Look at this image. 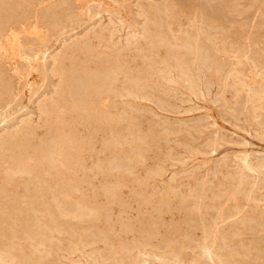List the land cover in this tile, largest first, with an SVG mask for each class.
I'll use <instances>...</instances> for the list:
<instances>
[{
    "label": "rangeland",
    "instance_id": "374dc122",
    "mask_svg": "<svg viewBox=\"0 0 264 264\" xmlns=\"http://www.w3.org/2000/svg\"><path fill=\"white\" fill-rule=\"evenodd\" d=\"M0 26V264H264V0H1Z\"/></svg>",
    "mask_w": 264,
    "mask_h": 264
},
{
    "label": "bare ground",
    "instance_id": "6f19581e",
    "mask_svg": "<svg viewBox=\"0 0 264 264\" xmlns=\"http://www.w3.org/2000/svg\"><path fill=\"white\" fill-rule=\"evenodd\" d=\"M0 1H1V0H0ZM10 1H11V0H10ZM206 1H209L210 3H213V2L216 1V0H206ZM3 2H4V1H3ZM5 2H6V1H5ZM27 2H28V1H27ZM1 4H2V3H1ZM9 4H10V3H9ZM166 4H167V3H166ZM7 5H8V4H7ZM38 5H39V4H38ZM200 5H201V4H200ZM10 6H11V5H10ZM69 6H70V5H69ZM4 7H5V6H4ZM93 7H94V6H93ZM140 7H141V5H140ZM90 8H91V7H90ZM3 9H4V8H3ZM14 9H15V8H14ZM127 9H128V8H127ZM4 10H5V9H4ZM89 10H90V9H89ZM199 11H200V10H199ZM4 12H5V11H4ZM201 12H202V11H201ZM24 14H25V13H24ZM26 14H28V13H26ZM128 14H129V13H128ZM1 15H2V14H1ZM18 15H19V14H18ZM126 15H127V14H126ZM129 15H130V14H129ZM129 15H128V16H129ZM200 15H201V14H200ZM22 16H23V15H22ZM12 17H13V16H12ZM4 18H5V17H4ZM4 18H3V19H4ZM9 19H10V18H9ZM38 19H39V18H38ZM17 20H18V19H17ZM57 20H58V19H57ZM110 20H111V19H110ZM145 20H146V18H145ZM149 20H150V19H149ZM157 20H158V19H157ZM163 20H164V19H163ZM13 21H14V20H13ZM5 22H6V21H5ZM18 22H19V20H18ZM52 22H53V21H52ZM101 22H102V21H101ZM201 22H202V21H201ZM2 25H3V24H2ZM0 27H1V26H0ZM165 29H166V28H165ZM191 29H192V28H191ZM91 31H92V30H91ZM117 32H118V31H117ZM44 33H45V32H44ZM144 35H145V34H144ZM151 35H152V34H151ZM66 36H67V35H66ZM61 37H62V36H61ZM137 38H138V37H137ZM54 39H55V38H54ZM135 39H136V38H135ZM195 40H196V39H195ZM205 41H206V40H205ZM208 42H209V41H208ZM139 45H140V44H139ZM45 48H46V47H45ZM195 48H196V47H195ZM197 49H198V48H197ZM246 49H247V48H246ZM38 50H39V49H38ZM201 50H202V49H201ZM235 50H236V49H235ZM44 52H45V51H44ZM44 52H43V55H42L41 57H42V59H44V60L46 61V58H47V57H46V55L44 54ZM197 52H198V51H197ZM197 52H196V53H197ZM199 52H200V50H199ZM202 52H203V51H202ZM224 52H225V51H224ZM228 52H229V51H228ZM233 52H234V51H233ZM204 53H205V52H204ZM198 54H199V53H198ZM225 54H226V53H225ZM227 54H228V53H227ZM201 55H202V53H201ZM256 55H257V54H256ZM47 56H48V55H47ZM207 56H208V53H207ZM223 56H224V55H223ZM41 57H40V58H41ZM40 58H39V59H40ZM208 58H209V56H208ZM36 59H37V58H36ZM39 59H38V60H39ZM42 59H41V60H42ZM53 60H54V59H53ZM163 60H164V59H163ZM227 60H228V59H227ZM39 61H40V60H39ZM45 61H44V62H45ZM163 62H164V61H163ZM151 64H152V63H151ZM231 64H232V63H231ZM180 66H181V64H180ZM235 69H236V68H235ZM149 70H150V69H149ZM177 70H178V69H177ZM227 70H228V69H227ZM182 71H183V70H182ZM198 74H199V73H198ZM229 74H230V73H229ZM180 75H181V74H180ZM224 75H225V74H224ZM230 76H231V75H230ZM249 76H250V75H249ZM31 77H32V76H31ZM227 77H228V76H227ZM12 78H13V77H12ZM55 78H56V77H55ZM235 78H236V77H235ZM135 79H136V78H135ZM164 79H165V78H164ZM193 81H194V80H193ZM228 81H229V80H228ZM187 82H188V81H187ZM191 82H192V81H191ZM226 82H227V81H226ZM229 84H230V83H229ZM16 85H17V84H16ZM16 87H17V86H16ZM204 87H205V86H204ZM259 88H261V87H259ZM197 89H198V88H197ZM194 91H195V90H194ZM258 91H259V90H258ZM248 92H249V91H248ZM255 92H256V91H255ZM252 94H253V93H252ZM254 94H255V93H254ZM262 95H263V94H262ZM255 97H256V96H255ZM4 98H5V97H4ZM141 98H142V97H141ZM258 99H261V98H258ZM78 100H79V99H78ZM4 101H5V100H4ZM258 101H259V100H258ZM260 101L262 102V100H260ZM17 102H18V101H17ZM212 104H213V103H212ZM257 104H258V103H257ZM260 104H261V103H260ZM15 106H16V105H15ZM17 106H18V105H17ZM255 106H256V105H255ZM9 107H10V106H9ZM258 107H259V106H258ZM261 107H262V105H261ZM259 108H260V107H259ZM259 108H256V109H259ZM253 109H254V107H253ZM262 110H263V109H262ZM257 111H258V110H257ZM9 112H10V111H9ZM4 116H5V115H4ZM255 116H256V115H255ZM10 119H11V118H10ZM255 119H256V118H255ZM1 121H2V120H1ZM255 121H256V120H255ZM7 123H8V122H7ZM193 124H194V123H193ZM18 126H19V125H18ZM213 126H214V125H213ZM15 127H16V126H15ZM21 127H22V126H21ZM22 129H23V128H22ZM166 129H167V128H166ZM8 130H9V129H8ZM192 130H193V129H192ZM170 131H171V130H170ZM4 132H5V131H4ZM18 132H19V131H18ZM2 133H3V132H2ZM257 134H258V133H257ZM18 135H20V134H18ZM13 137H16V136H13ZM17 138H18V137H17ZM14 140H15V139H14ZM224 141H225V140H224ZM9 148H10V147H9ZM9 150H10V149H9ZM14 152H15V151H14ZM206 152H207V151H206ZM6 156H7V155H6ZM13 156H14V155H13ZM0 157H1V156H0ZM227 159H228V158H227ZM239 159H240V158H239ZM249 160H250V159H249ZM244 162H245V160H244ZM246 162H247V161H246ZM261 162H263V161H261ZM250 163H251V161H250ZM250 163H249V164H250ZM242 164H243V163H242ZM245 164H246V163H245ZM252 166H253V165H252ZM259 166H260V165H259ZM249 167H250V166H249ZM249 167H248V168H249ZM240 168H241V167H240ZM244 168H245V167H244ZM250 168H251V167H250ZM250 168H249V169H250ZM253 168H254V167H253ZM240 171H241V170H240ZM243 171H244V170H243ZM241 172H242V171H241ZM247 172H249V171H247ZM240 174H241V173H240ZM245 176H246V174H245ZM249 176H250V175H249ZM246 177H247V176H246ZM196 178H197V177H196ZM242 179H243V178H242ZM242 179H240V181H241ZM45 183H46V182H45ZM48 184H49V183H48ZM262 185H263V184H262ZM57 187H59V186H57ZM236 194H237V193H236ZM242 195H243V194H242ZM53 196H54V195H53ZM199 196H200V195H199ZM61 197H63V195H62ZM67 197H68V195H67ZM67 197H66V198H67ZM54 198H55V197H54ZM199 198H200V197H199ZM59 199H61V198H58V200H59ZM69 199H70V198H69ZM55 200H57V199H55ZM55 200H54V201H55ZM66 200H67V199H65V201H66ZM52 201H53V199H52ZM65 201H64V202H65ZM67 201H68V200H67ZM55 202H56V201H55ZM57 204H58V203H57ZM60 204H62V202H59L58 205H60ZM62 205H63V204H62ZM56 206H57V205H56ZM66 206H67V205H66ZM64 207H65V206H64ZM64 207H63V209H64ZM81 207H82V206H81ZM68 208H69V207H68ZM69 209H70V208H69ZM80 209H81V208H80ZM232 209H233V208H232ZM59 210H61V209L59 208ZM59 210H58V211H59ZM65 212H66V209H65ZM65 212H64V213H65ZM86 212H87V211H86ZM88 212H89V211H88ZM88 212H87V213H88ZM61 213H62V212H61ZM79 213H80V212H79ZM62 215H63V214H62ZM64 215H66V214H64ZM67 215H68V214H67ZM236 215H237V214H236ZM80 216H81V214H80ZM84 217H85V216H84ZM226 219H227V218H226ZM232 219H233V218H232ZM222 226H223V225H222ZM225 226H226V225H225ZM79 228H80V227H79ZM143 236H144V235H143ZM18 238H19V237H18ZM38 238H39V237H38ZM51 238H52V237H51ZM21 242H22V241H21ZM66 242H67V241H66ZM204 247H205V246H204ZM154 248H155V247H154ZM210 248H212V247H210ZM206 249H207V248H206ZM223 249H224V248H223ZM21 250H22V249H21ZM195 251H196V250H195ZM203 251H205V250H203ZM208 251H209V250H208ZM208 251H207V252L205 251V252H206V256H205L206 258H207V253L209 254L210 252H212L211 250H210L209 252H208ZM213 251H214V250H213ZM215 252H216V251H215ZM215 252H214V253H215ZM3 253H4V252H3ZM212 253H213V252H212ZM214 253H213V254H214ZM35 254H36V253H35ZM204 254H205V253H204ZM210 256H212V254H210ZM210 256H209V257H210ZM217 256H218V253H217ZM217 256H216V257H217ZM220 256H221V254H220ZM14 257H15V256H14ZM38 257H39V256H38ZM51 257H52V256H51ZM216 257H215V259H216ZM211 258H212V257H211ZM5 259H6V258H5ZM158 259H159V258H158ZM162 259H163V258H162ZM170 259H171V258H170ZM180 259H181V258H180ZM207 259H208V258H207ZM209 260H210V259H209ZM216 260H219V258L216 259ZM1 261H2V259H1ZM6 261H7V260H6ZM30 261H31V260H30ZM220 261H221V260H220ZM2 262H3V261H2ZM10 262H11V261H10ZM96 262H97V261H96ZM210 262H213V261H210ZM2 264H4V263H2ZM10 264H11V263H10ZM23 264H24V262H23ZM137 264H138V263H137ZM146 264H147V263H146ZM212 264H213V263H212ZM220 264H221V262H220Z\"/></svg>",
    "mask_w": 264,
    "mask_h": 264
}]
</instances>
